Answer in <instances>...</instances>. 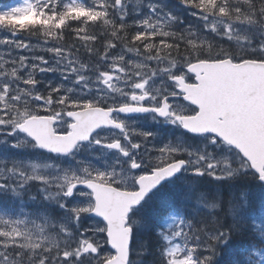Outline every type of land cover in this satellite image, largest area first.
<instances>
[{"label":"snow or ice","instance_id":"1","mask_svg":"<svg viewBox=\"0 0 264 264\" xmlns=\"http://www.w3.org/2000/svg\"><path fill=\"white\" fill-rule=\"evenodd\" d=\"M182 3L196 10L207 34L234 41L240 53L192 26L166 30L178 18L158 11L152 0H136L149 11L132 24L126 0H12L0 6V16L35 17L23 25L0 22L7 33L0 35V142L15 136L12 148L27 144L60 158H74L85 142L117 153L103 167L85 160L53 166L3 154L0 192L22 200L38 182L40 200L55 204L56 212L38 206L0 212V264H137L131 254L139 257L144 247L142 230L169 212L170 233L157 232L167 242L159 264H264V140L243 136L223 96L212 94L229 70L264 67V0ZM33 36L42 43L33 44ZM80 48L96 58L94 65L74 55ZM37 49L55 63L35 55ZM132 52L142 62L127 60ZM52 71L81 82L79 95L64 85L40 90L37 74ZM144 112L204 134L206 143H152L153 133L122 118ZM104 128L118 131L97 132ZM189 176L227 184L200 191ZM239 179L245 182L236 187ZM225 187L230 198L221 219L206 208H222ZM163 193L168 199L157 207ZM257 196L260 222L252 208Z\"/></svg>","mask_w":264,"mask_h":264},{"label":"rangeland","instance_id":"2","mask_svg":"<svg viewBox=\"0 0 264 264\" xmlns=\"http://www.w3.org/2000/svg\"><path fill=\"white\" fill-rule=\"evenodd\" d=\"M11 2H12L11 0H8V3H5L3 5L10 4ZM126 2L128 4V10H129V15H128L127 19H128V22L131 24H132V19H134V18L138 19L142 15H144L145 13H147L149 11V9L145 5H137L136 0H126ZM147 2H148V0H144L145 4ZM152 2L159 6L158 11H160L161 13L171 12L174 16H176L178 19L174 22V24L177 23L178 21H180L182 26H183V29H186L189 26H192L193 31H196V30L203 31L201 33V35L207 36L208 40L210 39L209 38L210 36H214V37L218 38L217 41L227 39L226 37H219V36H215L214 34L213 35L207 34L206 30L203 29V22L201 21V19L197 15L193 14L195 12H193L192 15H193V18L198 19L197 22L195 20H187V19H185L186 18L185 16L180 17L179 12H177V13L175 12V11H178V10H175L176 8L168 9V5L166 4L165 0H152ZM3 5H1V6H3ZM26 15L27 14L20 15V16H16V15L8 16L6 18V21H7V23H13V21L19 20L20 18H22V16H26ZM0 22H1V20H0ZM248 30L252 31L253 29L249 28ZM0 35H7V33L0 32ZM232 42H234V41H232ZM32 43L33 44H40L42 42L32 41ZM49 46H51V45H49ZM237 49H238L237 51L239 54L240 48L238 46H237ZM34 54L35 55L48 56L51 58L50 63H55V57L50 53L42 52L41 50L37 49V50H35ZM116 54H118V53H115L114 55H116ZM125 55H126L127 60H131L135 63L142 62V56H137L136 53H134V52L125 53ZM80 62L84 63L82 60H80ZM152 67H155L154 63L152 64ZM87 75H91L93 77V79L95 78L93 73H87ZM37 79L40 81V83L37 85V87L42 91L46 90L49 86L55 87L57 85H64L66 88L71 87L74 90L72 93L73 95H79V90H81V88H82L81 82L74 81L73 77L70 74L62 73L60 71L38 73ZM157 82H159V81L157 80ZM89 83H91V81H89ZM93 87H94V85H93ZM86 91H87L88 96L95 95V93H96V89H94V88L88 89ZM158 120H159L158 118L153 119V115H150L149 118H146L143 116L131 117V119H127V122L130 124L131 127L136 128L137 131L144 130V131H148V132L153 133V136L149 138L152 143H155L158 145L165 143V142H169V141L174 143V139H176L175 143H184V140H186V139L184 137H182L181 135H178L176 137L175 135H172L170 133H169V135H166V133H162V131L164 130V129H162L163 127L168 129V127L172 124L167 122V121H164V123H160V122H158ZM176 127H177V125H174V128H170V132L175 131ZM2 139H3V137H0V140H2ZM16 139L17 138L15 136H11L8 138L9 143H13V141ZM9 143L0 142V158L3 157V154L7 153V154L19 156L23 159L32 160L35 163H50L53 166L56 164H59V165L64 166V167H67V166L76 167L77 161L85 160V161H91L93 164H95L99 167H103L104 161H108V163H111L116 158V155H117V154H113L112 152H106L103 150V148L99 147L98 148L99 149V153H98L99 156H96L92 152V148L87 147V148H81V149L77 150L74 158L70 157V156L60 158V157L51 156L48 154L43 155L41 150L33 149L32 147H30L27 144L20 147V148H12L9 146ZM204 143H206V141L203 142V144ZM151 146L152 145L149 144V147H151ZM217 151H219V149H217ZM51 170L52 169L50 168L49 171H51ZM38 188H39L38 182L36 184H33L26 191L22 200L12 197L11 194H6L3 192H0V212H2V211L18 212L21 208H24L26 211H28V210H34L38 206V207H42V208H48L49 214L54 215L56 212V205L49 202V201H41L40 200L41 193L38 191ZM162 195H164V193L161 194V197L157 201V207L160 205V201H163V199H164L162 197ZM81 199H83V198L81 197ZM252 208L254 210L255 216L257 217V221L260 222L261 212H260V203H259V197L258 196L252 202ZM172 214H173L172 212H169V213L165 214L163 217L158 218V220H159L158 222H160V227H161L160 229L158 228V231L163 230L166 233H170L171 230L168 229L167 224L172 223V221L169 219V217ZM85 223H88V221L86 220ZM148 229H149L148 226H146L142 230V234L144 231L147 232ZM177 242H180V241L177 240ZM164 243L167 245L166 241H164ZM144 256H146V255L144 254ZM134 259H138L137 264H159V262L149 261L148 258L143 257V253H140L139 257H136V255H135Z\"/></svg>","mask_w":264,"mask_h":264},{"label":"water","instance_id":"3","mask_svg":"<svg viewBox=\"0 0 264 264\" xmlns=\"http://www.w3.org/2000/svg\"><path fill=\"white\" fill-rule=\"evenodd\" d=\"M212 94L223 96L227 110L233 115V123L243 136L252 142L264 140V67L229 70L228 76L218 81Z\"/></svg>","mask_w":264,"mask_h":264},{"label":"trees","instance_id":"4","mask_svg":"<svg viewBox=\"0 0 264 264\" xmlns=\"http://www.w3.org/2000/svg\"><path fill=\"white\" fill-rule=\"evenodd\" d=\"M12 1V0H11ZM166 3H169V1L172 3V0H165ZM178 3V0H176ZM8 3V0H0V6ZM168 6H170L169 4H167ZM173 6V5H171ZM8 16H0V20L1 22H6V18ZM35 19L33 14H27L26 16H22V18H20L19 20L13 21V23H9V24H16V25H23L27 22H32ZM129 23V22H128ZM131 24V23H129ZM183 26L178 23L176 26H174V28H172L170 31H175V32H180L183 31ZM27 38V37H25ZM210 41H213L217 46H223L225 48H230L231 51H233L234 53L238 54V49L237 46L234 42H229L227 39L221 40V41H217L218 38L214 37V36H210L209 37ZM31 41H35V42H39L40 39L39 37H30ZM42 42V41H40ZM68 42H74L77 43V47H79V43L72 41L71 39ZM97 48H100V44L96 45ZM117 51H119V49H117ZM74 54L78 57V59L82 60L84 63L86 64H92L94 65L96 63V58L89 56L85 50L83 48H80L79 52L76 53L74 52ZM189 179L195 183L197 185V187L199 188L198 190L200 191H205V190H213L214 187L219 184V183H223V184H227V182H217L214 180H211V178L209 177H192L189 176ZM245 181L243 179H239L236 181V183H238L236 185V187H240V185L242 183H244ZM162 197L164 198V200L168 199V194L164 193V195H162ZM229 190L227 189V187L224 188V192H223V199H224V204L222 205V208H217L215 210L211 209V208H206V212H212L214 215L218 214L220 216L221 219L224 218V216L228 213V200H229ZM223 209V210H222ZM180 215H184V213H180ZM204 213L201 214V216H203ZM188 218H191V216H189ZM230 218V217H229ZM157 226H158V219L156 220V222L154 224H150L148 225V230L147 232L144 231L143 234L140 237V240L143 242L144 247L139 249L140 253H143V257L148 258L149 261H156L159 262L160 259V250L165 247V243L162 240V238L160 236L157 235ZM136 244V241L134 240V246ZM221 253H223V250H220ZM144 254L146 256H144ZM136 255L135 251L132 252V256L134 258V256Z\"/></svg>","mask_w":264,"mask_h":264},{"label":"flooded vegetation","instance_id":"5","mask_svg":"<svg viewBox=\"0 0 264 264\" xmlns=\"http://www.w3.org/2000/svg\"><path fill=\"white\" fill-rule=\"evenodd\" d=\"M167 4L170 5V6H168V9L176 8L175 10H178V11H175V12H176V13L179 12L180 17H181V16H185V17H186L185 19H187V20H195L196 22L198 21V19L193 18V15H192V13H193V12H196V10L193 9V8H190V7L186 6V5H184V4L182 3V0H178V3H177L176 0H172V3L169 1V3H167ZM171 5H173L174 7H172ZM178 23L181 24V22L178 21L177 23H175V24L173 25L172 28H174V26H176ZM181 25H182V24H181ZM172 28H171V29H172ZM171 29H167V30L170 31ZM88 65H89V66H92V64H88ZM190 82H191V81H190ZM150 115H153V114L149 113V114L134 115V116H125V115H122V118L125 119V120L127 121V119H131V117L143 116V117L149 118ZM158 119H159L158 122H160V123H164V121H165L164 119H161V118H158ZM151 127H152V126H151ZM170 128H174V125H173V124L170 125V126L168 127V129H166L165 127H163L162 129H164V130L162 131V133H166V135H169V133H170V134H172V135H175L176 137H177L178 135H181L182 137H184V138L186 139V140H184V143H183V144H186V145L191 146V147L199 148V147L203 144V142H205V140L202 139V136H203V135L192 134V133H190V132L185 131L182 127H179V126L176 127V130H175V131L170 132ZM117 131H118V130H115V129H112V128H104V129H98V130H97V132H98L99 134H101V135H104L105 133L111 135V134L116 133ZM175 141H176V139H174V143H175ZM87 147H88V148H92V152H93L96 156H99V155H98V153H99V149H98V148H99L100 146L92 145V144H89V143H84V144H82V145L79 147V149H81V148H87ZM96 147H97V148H96ZM79 149H78V150H79ZM97 149H98V150H97ZM103 150L106 151V152H112L113 154H117L115 150H110V149H103ZM48 155H50V154H48ZM51 155H52V156H56V157H58L57 155H53V154H51ZM209 178H211V180H213L212 177H209Z\"/></svg>","mask_w":264,"mask_h":264}]
</instances>
